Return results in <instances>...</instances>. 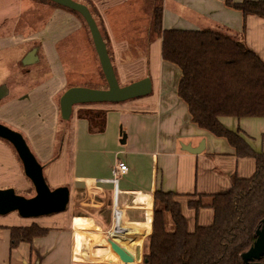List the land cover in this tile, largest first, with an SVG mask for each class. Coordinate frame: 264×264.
Masks as SVG:
<instances>
[{"label": "crops", "instance_id": "1", "mask_svg": "<svg viewBox=\"0 0 264 264\" xmlns=\"http://www.w3.org/2000/svg\"><path fill=\"white\" fill-rule=\"evenodd\" d=\"M225 1L161 0L162 27L164 30L179 31L214 29L234 38L244 35L247 47L264 61V19L256 16L244 17L242 12L227 7ZM232 1L242 3L244 0ZM87 7L106 42L117 79L128 84L149 77L152 79L153 91L149 96L121 104L75 106L70 119L73 121V125L70 126L72 139L66 140L69 143L68 148L61 151L60 158L56 161L53 158L56 146L51 144L52 138L49 133H46L48 148L45 153H41L36 140L25 135L31 142L33 152L42 162L44 171L47 170L46 180L49 187L52 190L69 187L72 204L67 212L54 214L55 216L25 219L17 212L0 216V264H123L110 246H90L88 258L81 260L75 258L74 228H77L79 223L88 224L89 220L95 225L92 227L94 229L109 228L118 231L115 234H120L119 238L122 240L125 237L123 241H135L133 247L121 241L117 242L129 251L134 259L133 264H141L144 243L152 230V212L157 192L177 194L176 200L183 213V208L191 206L192 202L201 200L204 204H210L212 196L229 191L234 178L247 179L255 174L254 159L238 158L227 141L215 139V136L192 123L187 105L179 98L177 87L174 89L171 83L170 75L174 73V68L162 58L161 39L153 42V49L159 50L160 54L158 68L150 64L152 73L146 75V66V71L139 79L130 78L138 70L136 68V71H128L130 58L139 56H135V48L139 52L143 50L137 49L136 43L146 40L151 29L152 10L149 0H88ZM88 33L89 30L84 28L80 17L63 7L53 8L48 28L40 33L44 34V39L40 37V40L51 75L47 79L35 75L34 85L37 88L47 85L53 91L54 97L56 96L54 103L58 101L59 117L60 99L68 88L65 67L60 57L62 50L58 51V47L64 42L66 53L69 50L67 43H70L71 50L74 49L75 43L79 47L78 50L85 46L90 47ZM90 54L91 62L87 66L93 63L95 67L100 65L96 52L91 53L90 50L88 57ZM79 78L83 77L80 75ZM28 99L27 93L20 102ZM85 112H91L92 116L101 112L106 113L105 131L91 132L89 122L79 119V115ZM111 113L121 114L114 123L118 122L120 126L124 122L126 125L127 138L125 134L121 138L122 141L126 139V143L122 144L121 141V144L132 145L124 151H116L115 154L121 155L118 159L105 158L103 154H99L100 160L92 165L93 172H88L86 169L89 163L84 157L77 158V150L73 147L76 144L77 126L79 122L84 121L89 135L106 136L109 124L113 123V120H110ZM220 121L228 131L239 134L251 148L253 140L242 130L248 134L261 130L264 136V119L239 120L234 117H223ZM65 122L70 124L69 121ZM17 129L26 131V128ZM53 131L56 134L58 128ZM32 132L45 134L39 129ZM202 144L204 151L199 155L184 149L190 147L196 150ZM0 146L1 153L10 158L7 160L0 156V190L15 189L19 191V195L27 194V197L24 196L26 198L34 197V187L26 178L22 164L17 162L6 144L0 142ZM254 149L264 153L259 141L254 144ZM63 152L64 155L61 157ZM118 160L128 166L129 172L119 178L117 189H114L112 172ZM78 164L81 173L75 177ZM73 172L74 176L71 178ZM30 191H33L32 194ZM140 211L150 213L147 216ZM193 211L195 213L194 209ZM196 214L198 219L202 217L200 226H210L214 221V211L208 206L201 208ZM185 218L188 223V218L186 216ZM142 220L150 222V232L147 234L141 231ZM32 226H38L48 232L44 237L35 238L31 243H21L12 248V229ZM127 233L128 238L125 236ZM97 250L101 252H96Z\"/></svg>", "mask_w": 264, "mask_h": 264}, {"label": "trees", "instance_id": "2", "mask_svg": "<svg viewBox=\"0 0 264 264\" xmlns=\"http://www.w3.org/2000/svg\"><path fill=\"white\" fill-rule=\"evenodd\" d=\"M88 5V0H74ZM230 9L244 17L264 19V1L226 0ZM57 7H60L56 5ZM74 12V11H72ZM76 13V12H74ZM82 21L83 18L76 13ZM161 0H153L148 43L161 39L162 58L177 67L181 79L178 96L187 105L191 121L218 139L226 140L238 158H252L256 171L252 178H234L230 191L211 197L210 204L192 202L196 213L203 207L214 211L210 226H196L193 232L176 200L177 194L157 192L154 197L152 230L143 247L144 264H245L242 255L257 241V231L264 223V153H256L237 133L221 123L223 117L264 119V62L239 38L219 30H164ZM85 22V21H84ZM89 49H79L83 54ZM82 73L85 71L78 70ZM80 73L79 76L82 74ZM75 76V75H73ZM108 89L101 73L95 82ZM78 87L69 79L68 89ZM86 88V87H85ZM89 122V130L105 131L106 113L79 115ZM168 215L174 225L170 231ZM48 230L32 226L12 229V248L44 237ZM261 264H264V257Z\"/></svg>", "mask_w": 264, "mask_h": 264}, {"label": "rangeland", "instance_id": "3", "mask_svg": "<svg viewBox=\"0 0 264 264\" xmlns=\"http://www.w3.org/2000/svg\"><path fill=\"white\" fill-rule=\"evenodd\" d=\"M149 1L150 10H152L153 0ZM46 4H48V6ZM55 7H57L55 4L44 0H0V87L6 86L9 90V96L0 102V123L8 126L13 130L16 129L15 131L21 133L31 152L33 153L39 164L42 166V162L33 152L32 148L30 147L31 142H29V140L25 138V135H29L30 138L36 140L38 142L36 143V145H39L41 153H45L47 152L48 148L45 138L48 136L46 133H49L50 138H52L51 144L56 146L53 154V158L55 159V161L60 158L59 155L61 151L65 150L64 148H68L69 143L68 141L66 142V140L72 139L70 126L73 125V121L69 120V124L68 122H65L61 116L59 117V109L57 108L58 101L57 103H54L56 96L54 97L53 91L47 85H43L38 88L36 85H34V82H36L34 79L35 75V77L38 76L44 79H47L48 76L51 75L49 62L44 56V47L43 43L40 40V37L43 38L44 34L40 35V33H42L44 29L48 28L51 12ZM82 22L84 28L88 29L87 24L84 21ZM89 33L87 35V40H89L90 47L85 46L83 49L87 48L91 50L92 53V51H95V49L91 39V35ZM146 40L138 41L136 43L137 49L143 48V50L140 51L142 53H140L138 50L136 51L135 48L134 54L135 56H139L133 59L130 58L131 62L128 65V71H136L135 69L138 68L137 72L134 73L135 75H131L130 78L132 79H135L137 77L139 79V76L146 71V66V75L152 73L150 64L153 67L158 68L160 62L159 50H154L153 42L149 44ZM67 44H69V50L67 51V53L65 50L64 42L58 47V51L62 50V52L60 53V57L62 61L61 63L65 67L67 87L69 79L71 80L72 84L78 85V87L90 88L92 85L95 87H102V83H95L97 81L98 75L102 73L100 65H97V67H95V64L93 63L87 66V64L91 62L90 60L92 54H90L88 57V50H85L88 52L83 54L82 51L78 50L79 47L77 46V43L74 44V49L72 50L70 49V43ZM35 49L40 50L36 51ZM80 49L82 50V48ZM32 51H36L38 62L32 66L26 67L23 65V61ZM169 65L174 68V73L170 75L171 83L173 85V88L176 89L177 87L178 90L179 82L181 79L180 72L177 67L171 64ZM78 70L86 71L82 73ZM80 73H82L81 77L83 78H79ZM150 80L152 82L151 78ZM38 81L39 79L37 80V82ZM137 81L140 80H136L128 84L123 83L120 80L119 83L121 86H127ZM101 89H106V87L103 86V88ZM27 93L29 94V99L20 102V99ZM120 116L121 114L111 113L110 120H113V123L109 124V130L107 131L108 133L103 137H93L89 135L87 124L84 121L79 122L75 132L76 144L73 145V147L77 150V158L84 157L89 163V167L86 169L88 172H93L92 165L100 160L98 156L99 154H103L105 158L118 159L121 158V155L115 154L116 151H124L125 149L131 147L132 143L129 146H123L121 144V138L125 134L126 125L124 122L120 126L118 122L114 123V120L116 118H119ZM129 123L130 122H128L127 125H129ZM19 127L26 128V131L22 132L20 129H17ZM55 128H58L56 134H54L53 131ZM34 129H39L41 132H45V134L33 133L32 130ZM260 129H262V124L260 125ZM242 131L246 135H250L249 137L253 140L252 150L256 153H260L254 149V144L259 141L261 149H264L263 132L260 130L258 133L252 132L248 134L247 131ZM125 137L127 138V134H125ZM0 142L6 144L12 150L17 162L21 163L16 151L13 147H11L12 145L1 139ZM1 152L2 148L0 146V153ZM262 152H264V150ZM72 153H74V149ZM63 155L64 152L61 157H63ZM0 156L7 160H10V158H8V156L4 153H1ZM43 173L46 180V178H48L47 170H43ZM80 173L81 171L78 164L77 170L75 172V177H78ZM73 176L74 172L72 173L71 178ZM252 177L253 176L249 178ZM15 192L17 195H19L18 190H15ZM32 192L33 191H30L31 194ZM23 196L27 197L28 195L25 194ZM10 214H13V212ZM183 214L188 218L189 230L194 231L196 228L195 226L201 225L200 221L202 217L198 219V215L196 214V212L194 213L191 206L183 208ZM166 220L169 230H174V225L169 215ZM88 222V224H91L92 220H89ZM209 223L211 224V222ZM85 225L87 224L85 223ZM96 252H101V250H97Z\"/></svg>", "mask_w": 264, "mask_h": 264}, {"label": "water", "instance_id": "4", "mask_svg": "<svg viewBox=\"0 0 264 264\" xmlns=\"http://www.w3.org/2000/svg\"><path fill=\"white\" fill-rule=\"evenodd\" d=\"M60 7L78 13L89 29L91 39L98 57L102 73L108 89H92L73 87L68 89L60 99V112L64 121H69L73 109L77 105L91 104H121L130 100L149 96L152 93V82L146 78L131 85L121 86L110 58L106 42L89 8L74 0H44ZM36 51H32L23 61L24 66H32L38 58ZM9 96L6 86L0 87V102ZM0 139L8 142L16 151L24 174L35 190V196L26 198L17 195L14 189L0 190V216L17 212L22 218H39L65 212L71 207V193L69 187L52 190L44 177L43 166L39 164L21 133L0 123ZM126 143V139L122 144ZM187 152L199 155L204 151V144L196 150L187 147ZM257 241L254 246L242 255L245 264H261L264 257V223L257 231ZM109 246L123 264H133L134 259L117 240H110Z\"/></svg>", "mask_w": 264, "mask_h": 264}, {"label": "built area", "instance_id": "5", "mask_svg": "<svg viewBox=\"0 0 264 264\" xmlns=\"http://www.w3.org/2000/svg\"><path fill=\"white\" fill-rule=\"evenodd\" d=\"M129 172L128 166L122 161L118 160L115 164L112 172V187L117 189L119 178L127 175ZM90 210V209H89ZM151 215V214H150ZM151 217V216H150ZM74 255L77 260L85 259L89 257V247L93 245L109 246L110 240H115L120 234H115L118 231L111 230L109 228L94 229L90 226H82L78 224L77 228H74ZM88 234L99 235L98 238L94 236L88 237Z\"/></svg>", "mask_w": 264, "mask_h": 264}, {"label": "bare ground", "instance_id": "6", "mask_svg": "<svg viewBox=\"0 0 264 264\" xmlns=\"http://www.w3.org/2000/svg\"><path fill=\"white\" fill-rule=\"evenodd\" d=\"M130 211H134L135 213L136 212H139V211H137V210H130ZM140 212H142L143 214H146L147 216L149 215V211H140ZM79 222H82V221H79ZM142 225H141V231H142V233L143 234H147L148 232H150V222H149V220H142ZM80 225H82V226H84L85 225V223H79ZM86 226H90V227H94L95 225L94 224H87ZM132 226V225H131ZM140 226V225H139ZM122 227H125V225H122ZM129 233V232H128ZM128 233L125 235L126 236V238H128ZM89 238L90 237H92V236H94L95 238H98L99 237V235H92V234H88L87 235ZM120 236H118L117 238H116V240L117 241H121V242H123V243H125V244H127V245H129V246H131V247H133V245H135V241L134 242H128V241H123L124 239H125V237L123 238V240L121 239V238H119ZM138 243V242H137ZM136 243V244H137Z\"/></svg>", "mask_w": 264, "mask_h": 264}]
</instances>
